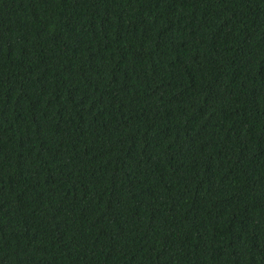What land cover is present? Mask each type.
Returning a JSON list of instances; mask_svg holds the SVG:
<instances>
[{
    "label": "trees",
    "instance_id": "obj_1",
    "mask_svg": "<svg viewBox=\"0 0 264 264\" xmlns=\"http://www.w3.org/2000/svg\"><path fill=\"white\" fill-rule=\"evenodd\" d=\"M0 264H264V0H0Z\"/></svg>",
    "mask_w": 264,
    "mask_h": 264
}]
</instances>
